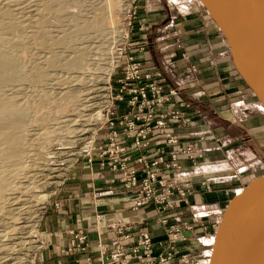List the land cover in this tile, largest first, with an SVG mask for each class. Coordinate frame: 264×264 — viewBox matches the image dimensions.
Here are the masks:
<instances>
[{"label":"crops","instance_id":"1","mask_svg":"<svg viewBox=\"0 0 264 264\" xmlns=\"http://www.w3.org/2000/svg\"><path fill=\"white\" fill-rule=\"evenodd\" d=\"M183 2L140 0L142 20L147 25L133 28L132 38L145 41V49L135 45L132 51L144 60L146 67L162 72L166 89L178 87V96L190 103L187 114L193 121L174 122L169 130L177 132L184 142L193 141L204 154L196 159L180 155L187 170L184 181L193 187V192L189 203L167 212L170 221L193 225L183 229L186 238L178 245L181 251L193 256L190 264H205L208 253L204 244L210 240L214 211L228 178L264 153V107L237 71L225 36L200 1L188 0L186 5ZM168 10L171 17L164 22ZM233 101L246 104L241 121L235 117L237 106L234 111ZM252 105L255 107L251 108ZM124 107L122 103L121 111ZM208 113L215 117L214 126L209 125ZM242 139L255 145L257 155L250 154L236 164L227 162L230 154L226 153L233 152ZM158 147L166 150L167 157L173 149L163 142L162 135L156 134L147 152L152 153ZM136 196L137 191L125 187L119 171L101 164L98 153L92 163L80 157L48 201L41 221L44 247L38 264H103L97 239L109 240L113 226L120 221L136 222L147 228L155 240H167L168 233L157 204L150 201L135 208ZM71 228L88 234L91 245L86 250H65L72 237ZM160 264L183 263L178 255Z\"/></svg>","mask_w":264,"mask_h":264},{"label":"rangeland","instance_id":"2","mask_svg":"<svg viewBox=\"0 0 264 264\" xmlns=\"http://www.w3.org/2000/svg\"><path fill=\"white\" fill-rule=\"evenodd\" d=\"M132 1L0 0V45L18 61L17 79L0 86V98L26 111L21 160L11 163L0 155V176L4 174L9 183L0 198V264L39 263L45 206L69 174L77 151L95 131L108 102L109 73L124 40L130 11L135 10L129 26L131 41H139L132 38L133 28L147 25L140 0ZM170 17L169 12L164 22ZM13 23L14 30L6 28V32L5 27ZM81 25L86 28L75 33ZM238 102L233 101V108L237 106L235 117L241 121L246 104ZM208 116L209 125L214 126V115ZM242 140L233 152L226 153L230 154L227 162L236 164L243 157L257 155L255 145ZM204 245L208 253L209 240Z\"/></svg>","mask_w":264,"mask_h":264},{"label":"built area","instance_id":"3","mask_svg":"<svg viewBox=\"0 0 264 264\" xmlns=\"http://www.w3.org/2000/svg\"><path fill=\"white\" fill-rule=\"evenodd\" d=\"M133 12L135 10L129 13L124 40L109 73L108 102L101 110L95 131L77 151L75 161L83 156L92 163L98 153L102 165L119 171L125 187L137 191L133 200L135 208L150 201L157 204L168 233L167 240H155L147 228L136 222L120 221L113 226L109 240L97 239L103 264H160L178 255L183 264H190L193 256L188 251H181L178 242L186 238L183 229L193 225L170 221L167 211L189 203L193 192V187L184 181L187 170L180 155L196 159L204 151L193 141L184 142L177 132L169 130L174 122L188 124L193 121L187 114L190 103L178 96V87L165 88L160 70L146 67L144 60L135 56L132 48L138 44L139 49H145V41L130 40ZM122 103H125L123 111ZM156 134L162 135L163 142L173 146L169 157L162 147L147 152ZM55 203L59 205L58 201ZM70 233L72 237L66 251L86 250L91 245L86 232L71 228Z\"/></svg>","mask_w":264,"mask_h":264},{"label":"water","instance_id":"4","mask_svg":"<svg viewBox=\"0 0 264 264\" xmlns=\"http://www.w3.org/2000/svg\"><path fill=\"white\" fill-rule=\"evenodd\" d=\"M199 1L225 36L237 71L264 107V0ZM261 201L264 153L228 179L214 211L205 264H253L248 232Z\"/></svg>","mask_w":264,"mask_h":264},{"label":"bare ground","instance_id":"5","mask_svg":"<svg viewBox=\"0 0 264 264\" xmlns=\"http://www.w3.org/2000/svg\"><path fill=\"white\" fill-rule=\"evenodd\" d=\"M49 2L50 3L57 2L59 4H62V0H49ZM47 5H49V3ZM13 25L14 23L6 26L5 31L7 32L6 28L11 31L13 29ZM85 28H86L85 25L83 26L81 25L74 32L77 33ZM3 36H5V34L2 35V38ZM4 49L5 47L2 48V44H1L0 45V86L7 85L16 81L18 76L17 58L12 53H8ZM76 65L77 64H75V66ZM252 70L255 71L254 68ZM25 120H26V111L20 108V106H17L12 100H4L0 98V141L3 143L4 146L2 149H0V155L7 162L18 163L21 160L20 150L23 145V138L21 133H22V128L25 126L24 125ZM3 175L0 176V198L5 193L7 187L9 188V183H7V179ZM248 233H249L248 234L249 246H250V252L252 255L253 264H264V202L263 201H261L258 204L255 212L253 213L252 219L250 221V227Z\"/></svg>","mask_w":264,"mask_h":264}]
</instances>
